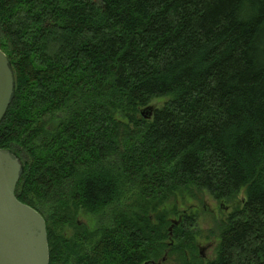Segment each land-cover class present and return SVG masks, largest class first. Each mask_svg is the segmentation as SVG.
I'll list each match as a JSON object with an SVG mask.
<instances>
[{
	"label": "trees",
	"instance_id": "16d2710c",
	"mask_svg": "<svg viewBox=\"0 0 264 264\" xmlns=\"http://www.w3.org/2000/svg\"><path fill=\"white\" fill-rule=\"evenodd\" d=\"M0 50L49 264H264V0H0ZM186 193L232 205L212 260Z\"/></svg>",
	"mask_w": 264,
	"mask_h": 264
},
{
	"label": "water",
	"instance_id": "95a60500",
	"mask_svg": "<svg viewBox=\"0 0 264 264\" xmlns=\"http://www.w3.org/2000/svg\"><path fill=\"white\" fill-rule=\"evenodd\" d=\"M15 88L14 71L7 55L0 50V123L11 105ZM22 175L20 158L9 150H0V264H49L46 221L38 211L16 197ZM181 219L173 221V226L179 225Z\"/></svg>",
	"mask_w": 264,
	"mask_h": 264
},
{
	"label": "rangeland",
	"instance_id": "374dc122",
	"mask_svg": "<svg viewBox=\"0 0 264 264\" xmlns=\"http://www.w3.org/2000/svg\"><path fill=\"white\" fill-rule=\"evenodd\" d=\"M165 101H167V99H159L154 101L153 104L157 107H161ZM176 197L167 204V209H171L173 205H176L180 211H188L196 214L198 252L199 247L204 248V255H202L205 257L204 259H214L216 256L217 245L219 243L218 226L220 222L231 213L232 205L218 202L208 193H200L195 196L190 193H186L180 195L178 194ZM241 197H243V195ZM80 219L82 223L86 224L90 228H94L98 222V219L89 213L82 215ZM160 262L161 264H177L174 259L172 260L170 258H166L165 261L161 260Z\"/></svg>",
	"mask_w": 264,
	"mask_h": 264
},
{
	"label": "flooded vegetation",
	"instance_id": "af4514ba",
	"mask_svg": "<svg viewBox=\"0 0 264 264\" xmlns=\"http://www.w3.org/2000/svg\"><path fill=\"white\" fill-rule=\"evenodd\" d=\"M200 250H201V248L199 247V252H200ZM202 252H204V248H203V250H202ZM201 255V254H200ZM204 255V254H203ZM202 256V255H201ZM203 258H205L204 256H202ZM167 257H165V259H166ZM164 260V258L162 259V261Z\"/></svg>",
	"mask_w": 264,
	"mask_h": 264
}]
</instances>
